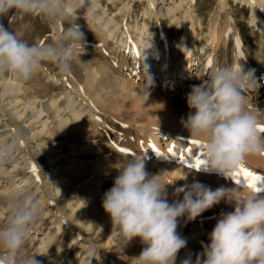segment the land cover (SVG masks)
<instances>
[{
	"label": "clouds",
	"instance_id": "9594fccd",
	"mask_svg": "<svg viewBox=\"0 0 264 264\" xmlns=\"http://www.w3.org/2000/svg\"><path fill=\"white\" fill-rule=\"evenodd\" d=\"M89 9L88 0H0V18L9 13L41 16L58 26L51 43H29L22 30H12L0 23V75L10 73L19 83L30 81L41 64L55 63L60 72L70 75L74 54L86 44L78 20ZM78 59V55H76ZM146 100L153 86L147 69L143 70ZM257 90L253 70L241 65L216 66L210 77L193 85L186 95L189 113L182 120L189 138L199 141L203 171L226 178L245 168L249 157L264 155V112L250 103V93ZM18 139L0 143V167L15 153ZM113 186L102 197V208L117 232L127 242L139 239L144 245L140 264H175L177 254L187 241L177 232L179 218L194 221L221 200L231 203V212L221 213L208 236L209 243L193 261L181 264H264V195L246 187L242 198L233 189L212 190L200 183L177 188L171 202L162 183L163 175L146 171L143 154H133L116 169ZM168 174V173H166ZM178 179H186L182 174ZM182 199H177L181 197ZM6 223L0 226V264H40L26 250V242L42 214L40 202L31 192L9 197L4 209ZM88 255L97 257L94 245H87ZM90 264V262H89Z\"/></svg>",
	"mask_w": 264,
	"mask_h": 264
},
{
	"label": "rangeland",
	"instance_id": "374dc122",
	"mask_svg": "<svg viewBox=\"0 0 264 264\" xmlns=\"http://www.w3.org/2000/svg\"><path fill=\"white\" fill-rule=\"evenodd\" d=\"M127 1H129L130 6L134 4L133 10L139 17V20H141V15L147 8V0H115L113 3L108 0H99L102 6L107 7V14L116 15L119 14L117 13V11L122 6V3H126ZM159 1L160 0H158V2ZM159 7L160 5L158 6V9ZM195 8L197 10V13L200 15V17H202L204 21L202 25L203 29L208 26L210 21L215 19V16L217 14L220 13L219 15L223 16L220 7V0H197L195 3ZM226 9L231 15V21H234L240 25L241 34L244 36V49H246L245 47L249 44L253 47H248L247 55L253 56L257 54L260 47L259 42L262 41V45H264V30L263 33H261L260 28H258L253 23L256 18H254L255 16L251 12L252 9L250 8V6L247 3L245 4L240 2L239 0H228V6H226ZM84 12H86V10ZM97 12L98 11H96V13ZM255 12L261 16H264V10L255 9ZM85 16H87V14L82 13L81 18L78 20L79 24H81V22L87 21ZM120 16L121 15L116 16L117 22H119ZM159 20L162 22L163 28L167 30L170 35L176 32L177 36L174 40V43L179 42L181 40V36L183 35V27H178L175 23H170L168 18H160ZM2 21L5 26H9L12 30H22L24 32V39H26L29 43H51L55 41L57 37L58 31L53 29L52 22L41 16L26 15L23 13L13 12L9 13V16L5 17V19L4 17L0 18V23H2ZM151 26L152 28L156 26L155 21L151 24ZM169 27H172V29L170 28L171 31L168 30ZM84 34L86 38V46L89 44L88 41L90 40H88V38L90 39L91 34H86V32H84ZM187 42H189V40ZM227 43V48L223 49L221 53L226 54L228 57H232V36L230 33L228 35ZM85 46L80 53L74 54V60L72 59V71L70 75L61 73L55 63L44 62L38 69V73H36L37 75L32 78L33 81L31 80L26 83H19L21 84L20 88L23 91L16 98L20 99L25 105H28V107L30 106V108H28L26 117L23 118L20 123L21 125H27L29 122H33L29 129L25 128L23 131H28L30 133L39 131L40 129H42V124L43 122L45 123V121L43 120L45 119L47 120V128L45 131H43L42 134L35 136L33 141L27 143L28 150L26 151L28 153L24 151L22 147L17 146L14 155L8 161V163L3 167H0V169L4 171V173L0 174V226H3L7 220V214L4 209L7 205L9 197H12L18 193L31 192L33 196L40 202L42 214L33 227L32 234L27 240L25 247L27 252L33 255H42L47 252L46 256H36V259L40 262V264H89V262L90 264H112V258H119L116 264H140L138 263V261L131 258V256H133L132 249L130 250V248H132L131 241L125 243L124 245L117 244V241L113 242L111 238V222L110 220H108L102 226V220L100 217L101 213H99L98 216L99 222L97 221L94 226L92 233L93 237L91 236L92 239L95 238L94 244L98 247L96 248L97 257L89 256L87 245L84 244L83 246L81 244V241H78L77 238H75L73 232H70V227L64 226L65 229H57L60 217L56 218V215L59 213L62 215L63 213L60 204L63 197L55 199V197H51L49 194H51V191L55 190L56 187H59V185H61V187H63V189L66 191V198L72 201L71 205H73V207L75 208L77 207L79 202L83 201L88 193H93L95 191H102V193H105L107 190H109L113 186L114 178L118 175L116 169L121 167L122 162L125 159L133 154H143L146 162V171L150 175L156 176L165 174L163 177H161V182H172L171 184L166 185V190L169 195V201L171 202L172 193L174 192V190L187 185L180 183V181L176 180L175 177L170 176L174 167H184L187 169L189 168L187 165H190V162L188 163L185 160L193 161L197 157L200 158V155L202 156L201 147L196 148L191 143L193 139L189 138L188 131L182 125V120L185 119L189 113V109L186 103V95L190 90H182L179 88L175 89V87H173L174 93L170 94L168 87L166 85L160 87L157 83V80H155V77H153L152 75L153 86L149 90V92L156 91L158 92V94L160 93L162 97H164L167 101L166 106L165 104L163 106H158L157 104L151 103L153 104L152 118L157 116V119H155L153 122L148 121L143 122V124L141 123L136 125L131 123V125L129 123L127 124L126 122L130 121L124 118H116L114 116V110H125L127 113H129V110L137 107L136 104H140V106L142 104L144 105L145 100L141 98L139 100L136 99L137 93H132L131 89L133 87H137L142 91L144 88V77L141 76L137 78L135 74L130 72L129 66L120 68L118 65H115L117 60L114 56V53H111V51L105 56L100 54V56L95 57L96 54L85 50ZM169 47L170 52H173V50H171L172 46L169 45ZM194 52L195 55L193 56V59H195L196 61L197 57L202 54L199 48L194 50ZM76 55H78V59L76 58ZM176 55L177 54H175L174 56ZM218 58L220 61L223 58V55L220 54ZM172 64L173 62L170 61L169 68L170 66H172ZM108 66H110V69L108 68ZM107 69L110 70V72H115L114 70H116L118 71L119 75H122L123 77H119L118 79L115 78L114 80L113 77H111L110 80H108L106 79L108 78V75L104 74V71H108ZM193 71V69L190 70V72ZM96 72L98 74L99 72H103L104 74H101L100 76H103V78L98 77L100 81L96 80L97 83H95L94 86L95 95H99L103 99L102 104H104L102 109L100 107L102 111H99L97 117H99L106 124H95L94 132L96 134L94 132L88 131V133L86 131L85 125L87 124V119H85L86 122L83 121L78 126L65 128L63 129V131L59 130L56 127V104L55 106H52L51 101L56 99L59 100V103L61 105L60 107L64 108V112H66L62 116H71L68 109L66 110L67 104H65L66 99H64L65 89L68 90L69 87H65L63 77H67L70 83L72 81L71 78L73 79L74 77V81H77V83L79 82V84L81 83L86 87L88 79L95 75ZM4 75V78L6 79H10V77L12 78V75L10 73ZM105 75H107V77H105ZM204 79L207 80V76H205ZM122 83L124 84V86L121 85ZM192 86L193 85H189V88H191ZM260 91L262 92V90ZM249 95L251 97L250 103H255L254 105H257V108H253L257 111L264 112V94H259L258 96H256L255 93H250ZM14 98V96H9L5 101V104L13 101ZM141 100L144 103H142ZM10 106L11 105H8L9 108ZM19 109L20 107H13L11 108L10 112L7 110L4 111L5 120L4 118L0 120V124L3 121L2 125H0V130L3 129L4 131L0 132V134L7 135V138H9V136H12V132H9L10 128L8 129V127H4V125H6L8 122L17 127V121L11 117V114L17 113ZM41 109L43 110V112L45 111L43 114V120H35V111H41ZM0 112L2 113L1 110ZM170 128L172 129L170 130ZM45 132H48V135L45 134ZM163 132H165V134H163ZM154 133H157L158 136L160 135L162 137L157 142H154L152 139ZM11 140L12 139L10 138L8 141L10 142ZM154 146L155 148H153ZM74 147H85L87 149L86 151L82 149L80 153L73 154L72 151ZM124 147L132 149L133 153H129V155L122 154L119 149ZM38 148L46 149V151L42 154L36 155L35 151ZM169 149H172L171 155H169ZM193 152H195V155H193ZM25 154L28 156V159L30 157L31 162H33V164L35 165V175L37 174V176H34L38 178L39 181L33 180L35 177L30 174L31 171L29 168H25L24 170L13 168L16 166V163H18L17 166L19 167H23L28 164V159L23 158ZM74 157L76 158V160L82 159L84 161V163L88 166V172H86L85 177L80 180L76 179L71 174L64 172V175L62 176L63 180L69 179L70 183H68L67 185L64 182L62 186V183L57 181V176H59L60 173L56 174L55 171L58 172V170H62L66 166L68 167L71 161L70 159ZM26 159L27 161H25ZM106 161L111 162L112 167L115 169L114 172L108 174L93 173L89 175L90 170L93 169V167L97 163H103ZM40 163H44V165L41 166ZM245 168L259 176H264V155L249 157L246 162ZM193 172L195 171L193 170ZM49 173L53 174V178H51L50 180H46V175H48ZM218 177L220 178V180H224L222 175L218 174ZM26 180L27 183L31 184L30 186H27ZM13 184H16L14 188L17 187L19 192L7 195L4 190L8 187L12 188ZM73 185H75V187H73ZM38 187H40L41 189H38ZM233 195L236 198H242L244 193L238 192ZM177 199H182V196L178 197ZM94 200L99 201V197L95 196ZM233 208L234 205L231 203H224V206H219V204L213 206L211 209L206 210L204 213H202L201 216L197 217L194 221H190L194 222V224H191L194 225V228H196L197 226V224L195 225V223H202L201 228H193L194 230L190 229L191 225L190 222H186V217H181L179 218L177 231L188 227V234H192L194 237L195 235L204 236V233L210 234L221 213L231 212ZM48 212L50 213L48 214ZM83 217L86 218V220L84 219V224L88 226L90 222L88 220V217H80L79 212L75 213L70 221L72 224H77L79 223V220H83ZM99 229H101L103 232L102 238L99 235H96ZM44 231L49 232V235L51 234L50 236L53 239L50 243L51 246L49 244L47 250L42 252L41 247H43V245H41V242L43 238H46L47 236ZM95 236H97V238ZM45 241L46 240H43V242ZM106 242H109L110 248L107 252V255L103 256L102 249L104 243ZM120 246L122 247L119 248ZM58 251L61 252V255L57 257V259H54L53 257Z\"/></svg>",
	"mask_w": 264,
	"mask_h": 264
},
{
	"label": "bare ground",
	"instance_id": "6f19581e",
	"mask_svg": "<svg viewBox=\"0 0 264 264\" xmlns=\"http://www.w3.org/2000/svg\"><path fill=\"white\" fill-rule=\"evenodd\" d=\"M108 1L113 3L115 0H108ZM196 1L197 0H160L158 2V0H147V8L142 13L141 15L142 17L140 16L142 19L139 20V17L135 14L133 10L134 4L130 6L129 1H127L126 3H122V6L117 11V13L119 14L116 15V14H107V7L102 6L99 0H88L89 9L86 10V12H82L87 14V16H85L87 21L81 22L80 24L83 32H86V34L89 35L91 34L90 39L88 38V40H90L88 41L89 44L85 46V50L95 53L96 54V56L94 55L95 57L100 56V54L105 56L109 54L111 51V53H114V56L117 60L115 65H118L120 68L129 66L130 72L135 74L137 78L143 76V70L147 69L148 72L151 74V76L153 75V77H155V80H157V83L159 84L160 87H162L163 85L164 86L166 85L168 87L170 94L174 93L173 87H175V89L179 88L182 90L185 89L190 90L191 88H189V85H199L206 79V78L204 79L205 76H207V78L210 77L211 71L216 66L243 64L245 71L253 70L254 72V79L257 81V90L255 91L256 96H258L259 94H264V45H262V41L259 42L260 47L258 49V53L253 56H248L247 55L248 47H252V45L249 44L248 46L245 47L246 49H244L243 46L244 36L241 34L240 25L234 21H231V15L226 9V6H228V0H220V7L223 16H220L219 15L220 13L217 14L215 16V19L210 21L208 26H206V28L203 29L202 25L204 21L202 17H200V15L197 13V10L195 8ZM239 1L245 4L247 3L250 6V8L252 9L251 12L254 14L255 16L254 18H256L253 21V23L258 28H260L261 33H263L264 16H261L258 13H256L255 9L264 10V0H239ZM159 5L160 7L158 9ZM96 11L98 12L96 13ZM118 15H121L119 17L120 18L119 22H117L116 20V16ZM160 18L161 19L168 18L170 23H175L178 27L179 26L183 27V35L181 36L180 38L181 40L179 42L174 43V40L176 39L177 36L176 32L174 31L175 33H172L170 35L167 32V30L163 28L162 22L159 20ZM154 21L156 23V26L152 28L151 24L154 23ZM52 27L54 30L58 31V26L55 25L54 23H52ZM170 28L172 29V27H169L168 30L171 31ZM229 33L232 36V51H233L232 57H228L226 54L221 53V51L223 49H226L228 46L227 42H228ZM237 39H239L240 41L239 51L243 54L242 58H238L236 55ZM188 40L189 42H187ZM169 45L172 46L171 50H173V52H170ZM197 48L200 49L202 55H199L197 57V60L195 61V59H193V56L195 55L194 50H196ZM175 54L177 55L174 56ZM220 54L223 55V58L219 61L218 57ZM209 58H211V67L206 68V64ZM170 61H172L173 64L169 68ZM109 67L110 66H108V68ZM192 69L195 71V73L194 71L190 72V70ZM114 71L115 72L113 71L110 72V70L104 71L105 72L104 74L108 75V78L106 79L110 80V78L113 77L114 80L115 78L118 79L119 77H123L122 75H119L118 71L116 70ZM99 74L96 72L95 75L89 78L88 82L86 83V87L83 86L81 83L79 84V82L77 83V81H74V77L73 79L71 78L72 80L71 83L68 81L67 77H63V82L65 84V87L66 86L69 87L68 90L65 89L64 99H66L65 104H67L66 110L68 109L71 116L63 117L62 115L65 114L66 112H64L65 111L64 108L60 107L61 106L59 103L60 101L57 99L51 101L52 106H55L56 104V108L54 107L56 112V120H57L56 127L59 130L63 131V129L65 128L78 126L81 122L85 121V119H87V124L85 125V129L87 132L88 131L94 132L95 124L96 125L106 124L99 117H97L99 111L101 112L102 111L101 109L104 106V104H102L103 99L99 95H95V90H94L95 83H97L96 80H99V78H103V76L100 77L101 74L104 75L103 72L102 73L99 72ZM107 75H105V77H107ZM4 77H5L4 74L0 75V110L2 111V113L0 112L1 113L0 120L5 117L4 115L5 110L10 112L11 108L13 107L14 108L20 107V109L17 113L11 114V117L17 121L16 122L17 127H15L14 125L8 122L6 125H4V127H8V129L10 128L9 132H12V136L11 137L9 136V138H7V135L0 134L1 135L0 142L2 143L9 142L8 140L10 138L12 140L16 138L19 141L17 146L22 147L24 151H26L28 150L27 143L33 141L35 136L42 134L43 131H45L47 128L46 127L47 120L45 118H44L45 120H43V114L45 111L43 112L42 109L41 111H35V117H34L35 120L42 119L43 121H45V123L43 122L42 124L43 126L42 129L33 133H30L28 131L27 132L23 131L25 128L29 129V127L33 123V122H29L27 125H24L23 123H22L23 125H21L20 123V121L26 117L28 108H30V106L28 107V105H25L20 99L16 98L23 91L20 88L21 84H19V82L13 76H12L13 79L11 77L10 79H6ZM31 80L33 81V79ZM121 85L124 86L123 83ZM131 89H132V93H137L136 99L139 100L141 96V90L138 89L137 87H133ZM260 90H262V92ZM9 96H14L15 98L13 101L9 102L8 104L7 103L5 104V101L8 99ZM141 102L144 103L142 100ZM145 103L144 105L142 104L141 106L140 104L139 105L136 104L137 107H135L132 110H129V113H127L125 110L116 111L115 109L114 116L118 119L124 118L129 120L130 122H126L127 124L131 123L136 125L141 123L143 124V122H148V121L153 122L155 119H157L156 118L157 116L152 118L153 104H157L158 106H163L165 104L166 106L167 101L165 100L164 97H162L160 93L158 94V92L153 91V92H149L148 97L145 100ZM254 104L255 103H253L252 106L257 108V105ZM8 105H11L10 108L8 107ZM2 123L3 121L1 122L0 125H2ZM171 129L172 128H170V130ZM2 131L4 130L1 129L0 132ZM45 134L48 135V132H45ZM163 134H165V132H163ZM161 138L162 137L160 135L158 136L157 133H154L152 136L154 142L159 141ZM153 148H155V146ZM82 149L86 151L87 148L74 147L72 153L73 154L80 153ZM125 149L128 150V153L130 154L133 153L132 149H128V148ZM45 151L46 149L38 148L35 151V154L39 155L44 153ZM23 158L28 159V156L25 154ZM27 159L25 161H27ZM197 159H202V156L200 155V158L197 157L193 161L185 160L188 163L190 162L189 163L190 165H187L189 168L186 169L184 167L183 168L174 167L170 176L175 177L176 180L180 181V183L184 185L187 184L186 186H191L194 182L199 181L203 185L210 187L212 190H215L220 187H223L225 189L235 188L236 191L233 194L238 192L245 193L246 190L245 184L239 182L233 176L229 178L223 176L224 180H220L218 174L207 173L203 171L202 165L199 168H194L192 165L193 163L196 162ZM70 160L71 161L68 167L66 166L62 170L61 169L58 170V172L55 171L56 174L60 173L59 176L57 175L56 176L58 177L57 181L61 182L62 186L64 182L67 185L68 183H70L69 179L63 180L62 176L64 175V172L71 174L72 176H74L76 179L79 180L84 178L85 173L88 172V166L84 163L82 159L76 160V158L74 157ZM27 162L28 164L25 165L27 167L25 166L19 167L17 166L18 163H16V166L13 168L23 169V170L25 168H29L31 171L30 174L34 176L36 173V169H35V173H33L32 169L35 168V165L33 164V162H31L30 157ZM40 165L42 166L44 165V163H40ZM193 170L197 173L193 172ZM114 171L115 169L112 167L111 162L106 161L103 163L102 162L97 163L93 167V169L90 170L89 175L93 173L108 174ZM2 173H4V171L0 169V174ZM181 173L186 175V179H178ZM35 176H37V174ZM52 176L53 174L49 173L48 175H46V180H50L51 178H53ZM33 180L37 181L38 178L35 177ZM15 185L16 184H13L12 188L10 187L6 188L4 190L5 193L7 195H11L19 192L17 187L14 188ZM30 185H31L30 183H27V186ZM40 187H38V189H41ZM73 187H75V185H73ZM257 187L259 189V194L264 195V181L259 183ZM103 194L104 193H102V191L99 192L95 191L93 193H88L83 199V201L79 202L77 207L74 208L73 205H71L72 201L66 198V191L63 189V187H61V185H59V187H56L55 190L51 191V194L49 195L51 197H55V199H59V197H63L60 202L63 213L62 215L60 213L56 215V218L60 217L58 222L59 225L57 226V229L61 230L62 228H64V226H68L71 229L70 232L71 231L73 232L75 238H77L78 241H81V244L83 246L84 244L94 245L95 248H98L94 244L95 238L92 239L91 236L93 233L94 226L98 221L99 213H101L100 217L102 220V224H101L102 226L108 220H110L109 216L104 212L102 208ZM95 196L99 197V201L94 200ZM224 203L225 201L221 200L219 206H224ZM77 212H79L80 217L82 216L88 217V220L90 221L88 226L84 224V219L86 220V218L84 217L83 220H79V223L77 224L71 223L70 220L72 216ZM49 213L50 212H48V214ZM199 223H195V225L197 224L198 226V227L196 226V228L202 227V223L200 224ZM191 224H194V222H190V225ZM187 228L177 231L178 234L187 241V243L185 248L181 249V251L177 254L175 264H181V262L188 256H191L192 260L194 261L196 255L202 251V245H207L209 243L208 233L206 234L204 233V236L195 235L194 237L192 234H188L189 231H187L188 230ZM193 228L194 225H191L190 229ZM111 229H110L112 231L111 238L113 242L117 241V244L124 245L126 241L117 232L116 226L112 224V222H111ZM44 233L47 236L46 238H43V240L46 241L43 242L42 240L41 242V245H43V247H41L42 252L47 250V247L49 246V244L53 239L50 236L51 234L49 235V232L44 231ZM102 234H103L102 230L99 229L96 235L97 236L99 235L102 238ZM97 236L95 237L97 238ZM131 244H132L131 245L132 248H130V250L132 249L133 252L132 253L133 256H131V258L134 260L135 258L139 257L141 251L144 248V245L141 243L139 239H133L131 241ZM109 245H110L109 242L104 243L102 249L103 256L107 255V252L109 251L110 248ZM121 247L122 246H120L119 248ZM60 253L61 252L58 251L55 254L56 257L54 256L53 258L57 259V257L61 255ZM118 259L119 258H112V264L113 263L116 264ZM138 263L140 262L138 261Z\"/></svg>",
	"mask_w": 264,
	"mask_h": 264
},
{
	"label": "snow or ice",
	"instance_id": "6c2138e0",
	"mask_svg": "<svg viewBox=\"0 0 264 264\" xmlns=\"http://www.w3.org/2000/svg\"><path fill=\"white\" fill-rule=\"evenodd\" d=\"M236 46H237V57L238 58H242L243 54L239 51V47H240V41L239 39L236 40ZM211 67V58H209L207 64H206V68H210ZM259 131L264 134V128L259 129ZM191 143L196 147V148H200L202 147L199 141L196 140H192ZM119 151L122 154L125 155H129L128 150L127 149H119ZM172 154V149H169V155ZM193 155H195V152H193ZM202 164L201 159H197L195 163H193V167L194 168H199ZM33 173H35V168L32 169ZM233 177L236 178L239 182L244 183L246 187H248L249 189L253 190V191H259L257 185L264 180V176H259L249 170H247L246 168H240L237 170L236 173L233 174Z\"/></svg>",
	"mask_w": 264,
	"mask_h": 264
}]
</instances>
